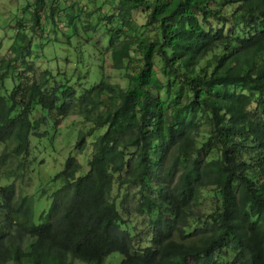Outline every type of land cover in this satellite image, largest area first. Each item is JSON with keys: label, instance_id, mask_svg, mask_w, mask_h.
Masks as SVG:
<instances>
[{"label": "trees", "instance_id": "obj_1", "mask_svg": "<svg viewBox=\"0 0 264 264\" xmlns=\"http://www.w3.org/2000/svg\"><path fill=\"white\" fill-rule=\"evenodd\" d=\"M48 1L56 36L65 13V38L88 41L91 13L78 1L21 6L30 19H16L0 60L1 86L13 82L0 94V168L29 147L33 155L30 135L46 137L49 120L91 126L32 195L0 179V264H105L114 253L119 264H264V0H119L103 20L113 23L111 68L127 86L101 68L79 92L38 70V55L54 49L39 43L31 54L30 33L45 41ZM93 135L84 170L75 149ZM207 188L209 215L198 209ZM33 197L52 198L39 223Z\"/></svg>", "mask_w": 264, "mask_h": 264}, {"label": "rangeland", "instance_id": "obj_2", "mask_svg": "<svg viewBox=\"0 0 264 264\" xmlns=\"http://www.w3.org/2000/svg\"><path fill=\"white\" fill-rule=\"evenodd\" d=\"M27 1L33 3L34 0H0V44L2 47L0 60L8 55L10 46L12 45L14 37L13 26L16 19L18 17L24 20L30 19V14L28 12L22 13L21 10V6ZM72 1H78L82 4V10L85 13H91L89 18L90 28L86 32L88 41L84 42V40H82V35L71 38L72 40L70 42L65 38L64 35L70 30L68 28L65 13H60L57 17L59 21H57L56 24L60 27L59 30L63 31V33H61L62 35L57 37L53 22L47 20V16L50 14V2L48 1L43 18L45 41H41V38L36 37L37 34H29L32 38L34 37L31 46V54L33 56L37 55L38 52V48L34 46L36 44H44L45 51L54 49L43 57L38 55L39 59L36 61L38 70L52 69V71L55 73L57 72L64 79L68 78L75 91L79 92L98 80L99 66H102L110 82L126 88L127 81L122 78V73L111 68L108 46L109 40L112 37L108 34V28L112 27L113 23L103 20L104 16L109 12L110 7L113 4H118L119 0ZM61 2L66 3L65 1ZM135 18L138 24H145L146 19L142 12L138 11L135 13ZM141 31L147 33L144 29ZM158 65L159 67L161 66L160 60H158ZM2 74L3 72L0 69V75ZM5 79V87L1 86L0 83V94L3 96H6L7 92L10 91L13 86V82L9 75H7ZM6 88L8 91H6ZM162 95L167 97L164 93H162ZM38 114H41V112L36 113V115ZM44 115L49 116V113L44 112ZM49 124L52 126V129L43 139H39L33 134L30 135L32 144H35V140L37 142L36 147L32 151L34 152L33 155H31V149L29 147L26 154L16 158H9L6 164L0 168V179L6 178L7 182H15L19 192L22 190L23 193L28 194L26 196L32 195L35 187H37L39 183L48 180L50 178L49 176L54 175L64 168L66 159L71 153H74L73 149L77 141V133L80 130H87L91 126L90 123L85 122L76 115H71L66 118L57 129L54 127L52 120H49ZM44 127L43 125L38 132L43 131ZM46 127L48 128L45 131L50 129L49 125ZM104 130L105 129H100L98 132L103 133ZM93 138L94 135L87 138L88 144L84 150L75 149V155H77L79 161L83 164L84 170L87 169L85 162L91 154L92 146L90 142ZM4 147L5 144H2L0 153L4 151ZM20 162H22L23 166L19 168L18 164ZM7 174H11V177H8ZM209 189L210 188L205 189L203 195L207 196L201 201L198 207L199 210L206 212V215L212 212L214 205V194L211 193ZM131 195L134 194L125 195L126 200L128 199L127 203L131 199L136 198ZM51 203L52 198H49V201H44L42 198L33 197V218L35 223H39V215H41L43 211L48 210V206H50ZM129 204L134 205V201H130ZM141 229L142 228L138 229V231ZM120 261L121 257L114 253L106 259L105 264H119Z\"/></svg>", "mask_w": 264, "mask_h": 264}, {"label": "clouds", "instance_id": "obj_3", "mask_svg": "<svg viewBox=\"0 0 264 264\" xmlns=\"http://www.w3.org/2000/svg\"><path fill=\"white\" fill-rule=\"evenodd\" d=\"M108 52H109V55H110V60H111V53H110V46H108ZM112 62V60H111ZM103 68L102 66H99V69ZM103 72H104V69H103ZM105 74V73H104ZM106 75V74H105Z\"/></svg>", "mask_w": 264, "mask_h": 264}]
</instances>
